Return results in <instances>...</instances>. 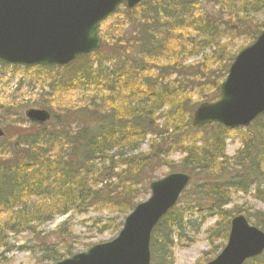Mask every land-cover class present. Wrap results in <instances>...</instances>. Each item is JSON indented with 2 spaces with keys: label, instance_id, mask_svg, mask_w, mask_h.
I'll return each instance as SVG.
<instances>
[{
  "label": "trees",
  "instance_id": "obj_1",
  "mask_svg": "<svg viewBox=\"0 0 264 264\" xmlns=\"http://www.w3.org/2000/svg\"><path fill=\"white\" fill-rule=\"evenodd\" d=\"M118 10L115 14L123 13L125 21L122 34H114L108 48L110 69L99 63L95 68L91 60L107 61L103 54L100 58L103 49L66 66L43 67L72 66L71 85L98 92L105 83L115 90L109 96H121L118 103L93 93L77 108L66 107L52 131L46 127L53 119L42 124L24 119L27 130L7 152L0 151V246L6 251V233L28 232L38 239V225L57 215L84 213L98 205L129 213L140 202V186L146 192V182L164 166L189 173L191 188L156 226L151 264H173L174 247L191 238L185 234L195 225L187 213L198 209L201 214L205 206L220 215L222 220L208 229L213 244V238L226 240L232 214L241 212L236 206L227 208L233 193L254 190L264 201V115L247 127L243 146L233 156L225 152L227 128L192 124L198 104L218 98L239 51L228 52L224 40L243 36L251 43L264 29V20L256 18L264 11V0H144L133 9ZM193 57L198 59L189 62ZM210 87L215 92L211 98L206 91ZM106 98L109 108H104ZM174 151L183 154L178 164L168 159ZM35 166L39 172L31 174V181L19 175L24 167ZM186 196L190 201L183 207ZM248 218L264 229V212L254 211ZM66 225L64 221L58 227L62 241L72 240ZM61 243L42 241V260L56 262L74 253L73 246ZM258 264H264V257Z\"/></svg>",
  "mask_w": 264,
  "mask_h": 264
},
{
  "label": "water",
  "instance_id": "obj_2",
  "mask_svg": "<svg viewBox=\"0 0 264 264\" xmlns=\"http://www.w3.org/2000/svg\"><path fill=\"white\" fill-rule=\"evenodd\" d=\"M142 0H0V61L19 65H66L101 47V24L119 6ZM264 115V29L242 48L221 83L220 96L202 102L192 123L217 122L234 129ZM46 122L45 109L26 111ZM4 134L0 128V137ZM191 175L173 172L150 183V196L126 216L117 236L51 264H151V238L159 221L178 202ZM264 252V230L240 213L230 222L227 242L207 264H245Z\"/></svg>",
  "mask_w": 264,
  "mask_h": 264
},
{
  "label": "rangeland",
  "instance_id": "obj_3",
  "mask_svg": "<svg viewBox=\"0 0 264 264\" xmlns=\"http://www.w3.org/2000/svg\"><path fill=\"white\" fill-rule=\"evenodd\" d=\"M120 9H123V7ZM123 16V13L114 14L101 25L102 47L100 50H103L100 51V58L103 54L104 58H107V61L103 58H101L100 61L96 58H91V60L94 61L93 64L95 68L99 63L104 69H110L111 63L109 61H112L113 58L109 57L112 53L108 48L113 47L112 43L114 42L112 41V36L114 34H122L123 32L121 28V24L125 21ZM256 18L259 21H263L264 11L257 13ZM242 37L243 36L232 37L233 39H229L227 42H225L227 40L225 39L224 44L226 45L228 43L227 51L235 53L237 50L247 46L249 41ZM196 59L198 58L193 57L188 61H195ZM214 65L215 69L220 71L221 67L219 64L217 63ZM79 66L80 65H76L77 68ZM73 72L74 68L72 66L62 68H43L0 64V128L5 133V135L0 138L1 152H7L5 149H9V146L13 145L16 140L19 139L18 135L27 130V127L22 124V121L24 119L27 120L25 117V110L28 108L47 109L51 114L50 120L53 119V121L46 128L48 131H52L57 129L60 120V118L57 119V117H62L66 113V107L77 108L78 105L82 104L93 93L98 94L99 96L97 97L105 98L108 96V100L114 98L109 96L108 93L115 90H111L105 83L100 84V88L104 90L98 92L91 90V87L80 88L71 85L68 77H70ZM119 89L122 91L121 94L123 95V88ZM119 89H117V91ZM83 91L86 92L83 94ZM206 91L210 93L209 98L215 93L212 87L207 88ZM120 97L121 96L117 99H113L112 102L118 103ZM107 98L105 99L106 101ZM108 102L109 101L104 104V108H109L111 106L110 102ZM102 103L103 101L101 104ZM8 108H12L14 113L7 111ZM52 115L54 116L52 117ZM246 129L247 128L228 129L225 140V152L228 156H233L236 151L243 146V135H245L244 133ZM148 146L149 144L147 142V144L145 143L143 145V149H147ZM5 156L4 153V157ZM182 157L183 154L179 151H174L170 154L168 159L178 164ZM48 158L52 159L51 156H48ZM20 161L22 162V160ZM48 164L51 165L50 162ZM37 168L40 167L35 166L32 169H29L28 167L26 169L24 167V170H21L19 175L27 178V181H31V174L33 172H39ZM169 172V167H161L155 171L153 178L159 179ZM34 177H36V175H34ZM145 186L147 187L146 192H144L145 189L143 186H140L139 196L137 198L139 201H143L149 197V183L146 182ZM190 186L184 192V195L187 194L188 190L191 188ZM30 199L36 200V198ZM231 199L232 202L227 208L232 209L233 206H236L237 209L247 217L249 213H253L257 210L264 212V201L255 196L254 190H251L248 193L235 192L232 194ZM189 201V196H186L184 197V202L180 205L185 207V203H188ZM201 209V214H199L198 209L186 214L187 217L190 216L195 220V225H192L193 227H191L185 235L191 237L189 240L192 238L194 240L189 241L188 239L183 238V240L177 242L174 247L173 264H206L207 260L213 258L214 253L215 255L218 254L226 243L227 239L224 240L220 237H217L215 240L213 238L214 243H211L212 240L210 239L208 229L222 219L220 218V215L209 211L205 206ZM233 215L235 214H232V216ZM125 216L126 214L119 212L115 208H109L106 205H98V208L90 207L84 213L57 215L51 221L38 225L37 230L42 233L40 235L41 237L38 239L34 238V236L28 232L6 233L10 247L8 248V251H6L5 248L0 246V264H48L42 260L43 253L40 248L42 241L45 240L48 244L61 245V242H63L66 243L67 247L69 245L73 246L74 253L83 252L96 243L108 241L115 237L120 231L119 224L122 223ZM203 217L205 222L200 228L196 227L202 221ZM95 219H99L101 223L96 225L94 222ZM64 221H67L66 229L73 232L72 240L69 238L68 240L62 241L58 227ZM251 221L253 222V219H251ZM193 234L197 235L194 236ZM221 245L223 246L221 247ZM261 257H264V253L262 256L249 261L247 264H258Z\"/></svg>",
  "mask_w": 264,
  "mask_h": 264
}]
</instances>
